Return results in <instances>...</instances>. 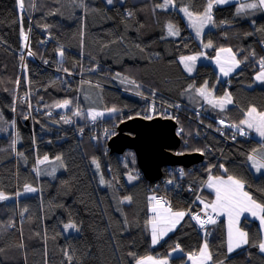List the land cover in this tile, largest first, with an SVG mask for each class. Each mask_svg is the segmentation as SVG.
I'll return each mask as SVG.
<instances>
[{
	"label": "trees",
	"instance_id": "trees-1",
	"mask_svg": "<svg viewBox=\"0 0 264 264\" xmlns=\"http://www.w3.org/2000/svg\"><path fill=\"white\" fill-rule=\"evenodd\" d=\"M184 1L195 14H201L208 3ZM22 2L20 8V0H0V111L5 125H16L18 142L14 149L12 136L0 137V193L10 198L0 201V264H135L149 255L166 258L169 264H186L189 255L198 253L205 243L211 264H264L259 247L264 230L257 219H242L240 226L249 244L229 255L225 219L200 229L187 214L190 207L193 213L204 208L188 189L203 186L209 172L242 181L252 199L264 206V173L256 175L248 159L257 152L258 143L245 135L235 144L227 143L217 134L224 130L217 121L208 119L203 110H190L182 98L188 87L208 85L216 97L226 92L232 97L230 123L240 124L252 107L264 112V88H250L264 60V8H252L260 10L254 16L243 10L252 0L239 4V13L235 4L214 5L213 28L198 41L178 11L159 9L162 0H112L111 4L88 0L89 7L83 0ZM167 24L179 28V38L168 36ZM27 42L32 57L25 59ZM209 44V58L221 48L237 54L242 66L230 79L221 81L210 63L198 65L192 76L185 72L179 58L202 52ZM60 52L63 61H59ZM82 83L98 87L101 106L128 110L118 124L143 117L134 113L144 105L157 110L163 109L158 103L184 105L185 115L179 122L182 144L175 152L203 153L205 160L182 168L181 173L174 168V177L183 185L176 193L164 188V195L172 212L182 211L185 216L158 246L151 243L148 205L153 191L161 188L142 177L135 153L131 152L139 178L130 184L126 179L132 161L124 155L131 150L101 155L97 143L101 130L91 140L78 130L85 121L75 113L43 108L57 99L79 104ZM32 105L37 108L31 115L20 114V109L27 111ZM78 107L84 111L82 105ZM45 157H59L63 171L42 170L39 162ZM169 174L165 169L164 180ZM28 187L35 191L26 193ZM14 196H18L16 202ZM66 224H74L79 232L65 235ZM178 247L182 253L170 256Z\"/></svg>",
	"mask_w": 264,
	"mask_h": 264
},
{
	"label": "snow or ice",
	"instance_id": "snow-or-ice-1",
	"mask_svg": "<svg viewBox=\"0 0 264 264\" xmlns=\"http://www.w3.org/2000/svg\"><path fill=\"white\" fill-rule=\"evenodd\" d=\"M217 3H223L225 0H215ZM107 3L111 4L112 0H107ZM174 5L173 0H162V3L158 5V7L167 10L169 5ZM21 7H23V3L21 0ZM264 7V0H259L258 4L252 3L247 4L244 7L248 8H256V7ZM213 8V0H208L207 9L202 14H194L190 12L188 8L184 7L179 9L180 11L184 12L186 16H188L189 20L192 22V26L196 28L197 35H200L202 28L209 22L212 21L211 11ZM168 32L169 35H177L178 30H173V25H168ZM208 47L211 44L207 45ZM221 51H227L231 54V49H221ZM63 55V52L60 53ZM233 62L238 65V61H235V57H232ZM195 56L183 57L182 61L185 62V68L187 71L191 72L192 68L187 63V61H195ZM261 66L264 68V60H261ZM221 71L224 72V75H228V72L232 71L231 68L228 71H225L224 68H221ZM257 80L264 82V71H261L260 74L256 77ZM201 95L205 94V89H199ZM228 103H231V98L229 97L227 100ZM69 103V101H64L62 105H57L58 107H64ZM111 111L115 112L116 109H112ZM254 114H256L254 116ZM97 115H102V113H93V119ZM249 119L242 121V123L246 124L248 128H254L256 132L259 133L261 137H264V113H257L255 108H252L248 113ZM258 117V118H257ZM57 159H60L57 157ZM249 160L252 161L253 166L255 167L256 171H261L264 169V154L260 156L258 159L256 154L248 157ZM47 160V157L44 158ZM44 161H41L43 163ZM99 165H97L98 167ZM131 180L132 177L129 176ZM103 183V180H101ZM208 187L213 188L215 190V200L211 204H205V209L211 208L212 213H216L219 215L227 214L230 228H229V251H232L234 248L239 247L241 244H246L247 241V233L240 231L238 228L233 233L231 224L233 223V218L235 220H239V216L243 212H251L253 215H256L255 209H259L261 212H264V206L257 204L255 200L248 194V192L244 191V184L242 181L229 176L227 180L221 178H215L214 180H210ZM27 191H35V189L28 187ZM3 194H0V199H5ZM129 201L131 200L130 197L127 198ZM153 200L156 201V205H161L160 208H157L156 205L153 206L152 211L156 213V215L151 220V231H152V242H158V238L162 237L168 231H171L175 228L176 224L185 216V212H172L170 207H163L160 200H156L155 197H152ZM166 203V202H165ZM201 203H204L201 201ZM207 219H200L199 215L193 216V219H196L201 227L205 224L211 223L215 224L216 220L213 216L209 213H205ZM261 224L264 225V216L261 217ZM66 228H75L74 224H68L65 226ZM260 250L264 252V243L259 245ZM202 256H207L208 259H211L210 254H208L207 250V243L204 245V251L201 253ZM148 261L151 260V257L147 258ZM136 264H147L146 260H137Z\"/></svg>",
	"mask_w": 264,
	"mask_h": 264
},
{
	"label": "crops",
	"instance_id": "crops-1",
	"mask_svg": "<svg viewBox=\"0 0 264 264\" xmlns=\"http://www.w3.org/2000/svg\"><path fill=\"white\" fill-rule=\"evenodd\" d=\"M244 1L245 0H233V2H231V4L237 5V11H238V13H239V4H241ZM252 2L253 3H256L255 0L252 1ZM173 3H174L175 6H173V5L170 4L168 6L167 10H169L170 8H172L173 10L178 11V13L182 16L183 19H184V14L179 9L186 7V8H188V10L190 12H193L191 5L187 4V2L184 1V0L181 3L177 2L176 0H173ZM231 4H228V5H231ZM214 5H217V6H227L226 4L225 5H221L220 3H217V2L214 3L213 6ZM206 8H207V6H206ZM206 8L204 9V11L206 10ZM159 9L160 10H163V11H167V10H164L163 8H161V7H159ZM251 9L252 8H247V10H244V11H249ZM211 13H212V11H211ZM168 25L169 24H167V28H166L167 29V33H168ZM171 25H173V24H171ZM187 26H188L189 30L192 32L190 26L188 24H187ZM212 28H213V18H212V21L211 22L207 23L202 28V30L200 32V36H199V39L200 40L197 39L198 37L195 36L193 32H192V34L194 35L195 38L197 37L196 39L198 41H201L202 38H203V34L206 31H208V30H210ZM177 35L178 36H172V37L173 38H179L180 37V33L178 32ZM211 49H212V46H210V47L204 46V50L202 52H199V53H196V54H193V55L183 56V57H189V56H195L196 57V60L195 61H187V63L192 68V71L191 72L187 71V69L185 68V62L182 61V58L183 57L179 58V62L181 63L182 67L184 68L185 72L188 75H191L192 76V75L195 74L198 65H200L201 63H210L213 66V68L215 69V71H216L219 79L221 81H226V80L230 79L233 75H235L238 70H240V68L242 66L241 65V62H240L237 54H235V52L231 48H221V49H231V54H229L227 51H221V49H219L216 52V55L213 58H209L207 56V52L209 50H211ZM233 56L235 57V61H238L239 62L238 65L233 62V59H232ZM222 67L224 68L225 71H228L229 68H231L232 71L228 72V75H224V72L221 71V68ZM261 71H264V68H261L260 71L256 74V76H255V83L250 88H252L254 86H259V87L264 88V82H261L260 80H257L256 79V77L260 74ZM193 88L194 87H188L185 91H187V90H194ZM201 88H204V86L200 87L199 89H201ZM199 89H196V92H199ZM185 91L183 92L182 98H183V101L187 104L186 106L190 110H196V111L203 110L204 113H205V115H206V117L208 119H210V120L217 121V120L221 119V120L228 121V122L230 121L229 116H228V111H229V109H231L234 106V102H233V99L230 96L229 92H226L221 97H216L215 96L214 89H211L208 86V90H205L204 98H203V100L201 102L202 104L199 105L198 102H193L190 99H188V97H185L184 96ZM229 97L231 98V103H228L227 102V100H228ZM252 108H254V107H252ZM252 108H250L248 110L245 118L242 121L249 119L248 113H249V111ZM103 110H105L106 112H111L114 115V112L113 111H110V109L109 110L108 109H103ZM257 113H264V112H260V111L257 110ZM85 114H87V113H85ZM255 115L256 114H254V116ZM91 117H92L91 114H89V115L87 114V116H86V118H89V119H91ZM242 121L240 122V124L239 123H234L233 124V123H230L229 122L230 125H232L233 129L227 128L226 129V132L228 134H231L230 135L231 137L234 136V137H237L238 138V137H241V136H244L245 135V136H248L249 138L255 140L258 143L257 152L255 154H256L257 158L259 159L260 156L262 154H264V137H261L259 135V133L255 131L254 128H248V126L246 124L242 123ZM51 161H54V160L50 159V162ZM50 162H47L46 164H50ZM249 164H250L252 170L255 172L256 175H259V174L264 173V169H262L259 172L256 171V169L253 166L251 160H249ZM223 170L224 169H222V172H223ZM217 178H221V179L227 180L228 176L219 175ZM209 182H210V180H209ZM243 184H244V191L248 192L247 191V188H246V184L245 183H243ZM204 188H205V195L210 199V204H211L213 202L214 197H215V190L213 188H211L212 190L209 189L208 184H207V181L204 184ZM30 192H33V191H27V189H26V193H30ZM0 194H2V193H0ZM4 197H6V196H4ZM17 198H18V196L17 197L14 196L15 202L18 200ZM0 200H2V201H8V200H10V198L9 197H6L5 199H0ZM207 209L211 210V208H207ZM262 214H263V212H261L260 210H259V212L256 215H253L251 212H243V213H241L240 216H239V225H235V224L232 225L231 224L233 233H235V230L237 228L240 231H242V232H246L240 226L241 221L244 218L257 219L259 221L260 225H261V229L264 230V225H262L261 222H260L261 221ZM220 216H222V215H220ZM183 219H184V217L179 220V222L176 224V226H175V228L173 230L168 231L162 237H159L158 238V242H156V243H153L152 242V231H151V229H149L152 245L153 246H158L164 239H166L171 233H173L178 228V226L180 225V223L182 222ZM224 219H225V233H226V248H227L228 254L229 255H233L232 253L233 252L236 253L238 251L237 249L241 250V249H243V248H245V247L248 246V244H249L248 234H247V241L248 242L246 244H241L239 247H236L232 251H229L228 236H229L230 223H229V219H228L227 214H223V221H224ZM262 233H263L262 243H264V232L262 231ZM202 249L204 251V245H203V247L201 248V250L198 253H196L195 255H193L192 260L187 259V263L186 264H211V259H208L206 255L205 256H202L201 255V253L203 252ZM179 250H181V249L178 247L174 251H176L177 254L180 255L181 254V251H179ZM207 250H208V254H210V251H209L208 247H207ZM177 254L174 255V256H177ZM148 257H151V260L150 261L147 260ZM199 257H200V262H197L196 263L195 260L198 259ZM139 260H146L147 261V264H169V260L168 259H166V258H159V257L153 256V255L145 256V257H143V258H141Z\"/></svg>",
	"mask_w": 264,
	"mask_h": 264
},
{
	"label": "rangeland",
	"instance_id": "rangeland-1",
	"mask_svg": "<svg viewBox=\"0 0 264 264\" xmlns=\"http://www.w3.org/2000/svg\"><path fill=\"white\" fill-rule=\"evenodd\" d=\"M83 1H87V3H85V5L87 7L90 6V4L88 3V0H83ZM245 1H249V0H245ZM252 1H254V0H252ZM255 1H256V4H258L259 0H255ZM231 2H233V0H225V2L220 3V4L221 5H225V4L228 5V4H231ZM72 3H74L73 0H72ZM214 3H216V2L214 1L213 4ZM80 4L81 3H77L78 6H80ZM20 5H21V0H20V3H19V7L22 8ZM243 10H246V9H243ZM249 11H251L254 16H257L260 13V10H256L255 11L254 9H251ZM183 14H184V12H183ZM211 15H212V13H211ZM184 19L187 22V24L190 26V28H191L192 32L194 33V35L198 37V38L197 37L196 38L198 40H200L199 39L200 35H197L196 28L192 26V22L189 20L188 16H186L185 14H184ZM173 30L174 31L178 30L179 33L181 32L179 30V28L177 26H175L174 24H173ZM168 36L172 37V36H178V35H169V32H168ZM24 48L25 49H24V52L22 53V56L25 57V59L27 57H32L31 56L30 44L28 42L25 44ZM58 56H59V61H63L64 60V53H63V55L59 54ZM22 70H24V66H22ZM123 85H124L123 87H126V85H128V84H123ZM93 86H96V85H92L91 86V85H88L86 83H82L81 84L79 95L82 96V101L83 102L80 101L79 104L74 102V101H72V100H69V99H57V101L52 100V102L46 104L45 107H43V108L51 109L53 111V113H56V112L69 113V114H74L75 113V116H77L79 119H83L85 121V124L87 123V125L90 127L89 130H86L87 129L86 126L80 127L78 129L80 132H82L83 130H86V133L91 135V134H96V130H101V137L97 139V143H98L99 147L98 146L97 147L100 150L101 155H102V153H104L105 156H108V154H106L109 151V149L107 147V142L113 136L114 132H116L115 127H117L119 125L118 124L119 120L123 116L124 117L126 116V114L128 113V110H120L119 109V110L115 111L114 115L118 114L117 117H115L113 115V113L106 112L105 110H103V109H107L105 105H103V107L101 106V103H102L101 99H102L103 96H102L101 92L98 93V90H97L98 87L95 88ZM193 89L194 90L185 91L184 96L188 97V99H190L193 102H198V104L201 105L202 104L201 102H202V100L204 98V94L201 95L200 92H196V89H199V88H195L194 87ZM204 89L208 90V85H204ZM24 95H25V93H24ZM83 97H85V98H83ZM64 101H69V103L66 106H64V107H58L57 106V105H62L64 103ZM79 105H82L84 107L83 108L84 109L83 112L78 110V108H80V107H78ZM16 107H18L17 103L15 104V111H16ZM36 108H37V106L32 105L31 107H29V109L27 111H25L24 109H20V114L22 116H24V114H25V116L31 115L32 112L36 111ZM112 109H114V108H110V111ZM85 113H87L88 115L89 114L92 115L93 113H102V115H97L95 117V119H93V116H92L91 119H89V118H86L87 114H85ZM134 114L143 115V117H145L147 119L150 118V117L146 116V110H145L144 107L142 109H140L139 112H136ZM160 114L165 116L162 113V109L161 110H159V109L157 110V115H160ZM120 115H123V116H120ZM151 115H149V116H151ZM29 118H32V117H29ZM13 121H14V124H16V119H14ZM68 121H69L70 124H75V121L73 119H70ZM217 123H218V120H217ZM227 123H229V122L226 121V124ZM8 128H10V129L8 130ZM181 128H182V126H181ZM79 131H77V132H79ZM182 131H183V128H182ZM212 131L216 133L218 130L212 129ZM15 133H17L16 132V125L15 126L14 125L11 126L9 123H6V125H5V123L3 122V118L1 116V111H0V137H2V136L11 137L12 136L13 143H14V149H15L16 144H18V142L17 143L15 142L16 141V139H15L16 134ZM229 137H231V136H229ZM225 139H228L230 142L235 143L234 139H230V138H225ZM0 143H2V142H0ZM97 147H94V148H97ZM176 153H179V151H176ZM124 156H125V158L129 159L130 161H132V166L131 167H132L133 170L131 169V171L127 174V179L126 180H127L128 183H133L139 178V173H138L137 167L135 166L136 164H135V161H134L133 153L129 152V153L125 154ZM130 157L133 160H131ZM102 159H105V158H103V156H102ZM41 161H44V162L41 163ZM41 161L39 162V166H40V168L42 170H45V172H47L49 169H51L52 171L56 170L58 172L63 171L62 161L60 159H55L54 161L50 162V159L47 158L46 161L44 159H42ZM47 162H50V164L46 165ZM51 166L53 168H51ZM164 170H165V168L163 169V172H164ZM176 170L178 171V173H181L180 170H183V169H182V167H176ZM208 174L209 175H208V178L206 180L207 184H209V180H214L215 178L218 177V176L210 174V172ZM129 176L132 177L131 180L129 179ZM160 179H161L160 182H159L160 185L158 184L160 188L164 186L166 189L169 190V192H173V193H176V192L179 191L180 188L176 189V186H178V184L175 181H173V186L169 188L168 187L169 182L166 183V185H165V182L162 180V178H160ZM174 184H175V187H174ZM203 189H204V184H203V186L199 187L197 190L193 187V193H195V195H196L194 201H197V203H198L199 200H200V202L202 200L204 202L203 203L204 205L205 204H210V199L206 195L204 196V198H201V195L203 193ZM209 189H211V188L209 187ZM166 193L167 192H165V194ZM126 200L128 201V199H126ZM214 200H215V197H214L213 201ZM0 201H2V200H0ZM165 208H167V207H165ZM190 209H192V207H190L189 210ZM255 211H256V213L259 212L258 209H255ZM206 212L207 213H211L212 211L209 210V209H205V207H204L202 209H198L194 213H191V215H194V216L199 215V216H201V214L205 215ZM222 218H223V215H222ZM193 221L196 223V219L195 220L193 219ZM233 224L239 225V220L236 221L235 217L233 218L232 225ZM65 226H63V231H64V233L66 235L79 232V230H78V228L76 226H75V228H66ZM202 228L204 229V228H207V227H202ZM149 229H151V224L149 225ZM237 250H239V249H237ZM179 251H181V250H179ZM202 251H203V249H202ZM181 253H182V251H181ZM176 254H177V252L173 251V252H171L170 256H174ZM232 254H235V252H233ZM200 257L195 260L196 263L200 262ZM192 258H193V255H189L188 259L192 260Z\"/></svg>",
	"mask_w": 264,
	"mask_h": 264
},
{
	"label": "water",
	"instance_id": "water-1",
	"mask_svg": "<svg viewBox=\"0 0 264 264\" xmlns=\"http://www.w3.org/2000/svg\"><path fill=\"white\" fill-rule=\"evenodd\" d=\"M177 126L178 122L172 118L127 119L108 140V149L110 154L134 151L141 172L155 182L163 176L164 167L190 168L205 160L203 153L175 152L182 143Z\"/></svg>",
	"mask_w": 264,
	"mask_h": 264
},
{
	"label": "built area",
	"instance_id": "built-area-1",
	"mask_svg": "<svg viewBox=\"0 0 264 264\" xmlns=\"http://www.w3.org/2000/svg\"><path fill=\"white\" fill-rule=\"evenodd\" d=\"M36 61L39 63L40 61L39 60H37L36 59ZM44 64V66H46L47 67V63H43ZM53 72H57V73H59V74H62V71L61 70H59V69H54L53 70ZM74 77V76H73ZM77 77H81V76H77ZM148 100L151 102V103H154L155 101L154 100H152V99H149L148 98ZM159 104V106L161 105L162 107H163V109H162V113L165 115V116H167V117H169V118H172V119H175L178 123L182 120V115H185V113H184V105L183 104H179V105H176L175 107H172V106H170V105H167V104H161V103H158ZM198 115H200V113L198 114ZM220 123L223 125V126H226V127H229L230 125H228V124H226V123H224V122H221L220 121ZM85 126H86V130H89L90 129V127L87 125V123L85 124ZM86 130H83L82 132H80L81 134H85V135H88V136H91V138H94L93 137V134H91V135H89V134H87L86 133ZM178 131L182 134L183 133V131H182V128H181V126L179 125V127H178ZM219 136H221L223 139H225V138H230V139H234L235 140V143L237 142V140H238V138L237 137H234V136H232V137H229V136H227L226 134H225V132H220V133H217ZM226 141H227V143H229V144H235V143H232V142H230L228 139H226ZM163 181L165 182V185H166V183H168L169 182V185H168V187L170 188V187H172L173 186V181H175L177 184H178V186H176V189L178 188V187H181L182 185H183V182L181 181V180H179L178 178H176V177H174L173 176V173H170L169 175H168V177H166V180H164L163 179ZM174 187H175V184H174ZM165 187L163 186V187H161V189H160V192H157V194H154V193H152L151 195H150V207H151V210H152V208H153V206L154 205H156V201L155 200H153L152 199V197H155L156 198V200H160L161 201V204L163 205V207H170V203H169V200H168V198H166L165 197V195H164V189ZM168 190V189H167ZM189 192H193V187H189ZM166 202V203H165ZM196 203H197V201H195ZM156 207L157 208H159V207H161V205H156ZM192 211V209H190L189 211H188V215L190 214L191 215V213H193V211ZM209 214H211L212 216H213V218L216 220V223L215 224H211V223H208V224H205L203 227H211V226H214V225H216V224H219V223H221L222 221H223V218H222V216H220L219 214H216V213H209ZM156 215V213H154L153 211H151V217H150V222H151V220L153 219V217ZM194 215H191V217H193ZM200 219H207V216L206 215H203V214H201V216H200ZM195 220V219H194ZM196 224H197V226L200 228V229H203L202 227H201V225H200V223L196 220Z\"/></svg>",
	"mask_w": 264,
	"mask_h": 264
},
{
	"label": "clouds",
	"instance_id": "clouds-1",
	"mask_svg": "<svg viewBox=\"0 0 264 264\" xmlns=\"http://www.w3.org/2000/svg\"><path fill=\"white\" fill-rule=\"evenodd\" d=\"M149 115H151V113H146V116L147 117H150V118H148V119H151V118H154V117H163V116H160V115H155V114H152L151 116H149ZM143 118H145V117H143ZM178 125H179V123H178ZM181 126V125H180ZM181 137V136H180ZM91 140H95L94 138H91V137H89ZM182 139V138H181ZM108 143V142H107ZM108 146V145H107ZM165 169H166V167H165ZM143 178H145L144 176H142ZM156 185H157V187H159V183L158 182H154ZM153 193L154 194H157L155 191H153ZM151 207H150V202H149V205H148V221L150 222V217H151ZM197 225V224H196Z\"/></svg>",
	"mask_w": 264,
	"mask_h": 264
},
{
	"label": "bare ground",
	"instance_id": "bare-ground-1",
	"mask_svg": "<svg viewBox=\"0 0 264 264\" xmlns=\"http://www.w3.org/2000/svg\"><path fill=\"white\" fill-rule=\"evenodd\" d=\"M18 98H20V99L24 98V96L22 94H20L19 91H18ZM144 108L148 109L151 114H155V115L157 114V108H153V107H151L149 105H144ZM137 167L139 168L138 163H137ZM162 179H164L163 176H162Z\"/></svg>",
	"mask_w": 264,
	"mask_h": 264
}]
</instances>
